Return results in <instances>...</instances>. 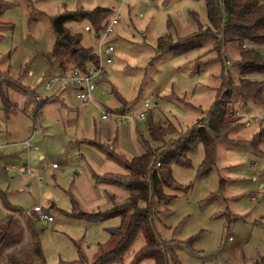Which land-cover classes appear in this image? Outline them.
Returning <instances> with one entry per match:
<instances>
[{"label": "rangeland", "instance_id": "1", "mask_svg": "<svg viewBox=\"0 0 264 264\" xmlns=\"http://www.w3.org/2000/svg\"><path fill=\"white\" fill-rule=\"evenodd\" d=\"M97 7L110 10L101 26L118 13V23L105 38L114 52L110 63L102 62L106 73L93 92L97 106L83 104L66 90L63 100L45 103L34 121L23 110L17 89L21 82L36 92L33 106L58 90H46L40 80L59 74L48 56L55 40L51 19L64 10ZM87 24L71 21L65 27L81 34V45L97 51L95 28L84 31ZM208 25L204 0H0V81L14 103L7 110L0 96V190L11 205L28 213L40 206L53 218L35 220L47 264L81 255L93 262L98 244L108 240L107 229L120 224L119 217L87 222L70 215L72 197L80 212L108 207L107 201L99 204L98 194L105 198V188L95 185L91 173L124 174L126 161L144 151L141 140L156 148L185 133L206 117L227 72L236 73L232 65L239 48L224 44L218 33L200 35ZM166 35L185 50L157 52L158 38ZM253 76L264 80V74ZM113 91L127 102L125 111H118ZM100 109L134 116L143 112L145 119L121 121L110 114L103 119ZM247 115L238 116L228 138L216 140L207 173L201 169V142L188 155V165H170L178 187L165 189L172 198L157 204L154 227L162 240L171 242L179 264H257L264 259V139L254 149L251 140L261 123L251 116L257 112ZM149 122L171 124L176 132L155 142ZM26 140L37 150L25 147ZM90 140L102 143L104 151ZM19 167L33 174H17ZM127 197L117 196V201L124 203ZM4 214L0 200V216ZM141 244V238L134 241L124 264Z\"/></svg>", "mask_w": 264, "mask_h": 264}, {"label": "trees", "instance_id": "2", "mask_svg": "<svg viewBox=\"0 0 264 264\" xmlns=\"http://www.w3.org/2000/svg\"><path fill=\"white\" fill-rule=\"evenodd\" d=\"M204 2L209 25L200 35L218 33L224 44H235L239 48L238 61L232 65L237 70L236 73L227 72L206 117L197 121L185 133L156 148L141 140L144 151L126 161L124 174L91 173L95 184H108L124 189L128 194L127 201L120 204L115 195L105 191L108 207L80 212L72 197L75 210L70 215L87 222L119 217L120 224L107 229L108 240L104 244H98L99 255L93 262L88 263L81 255L76 260L60 261L58 264H124V256L137 238H141L142 244L128 264H140L144 260H147V264H179L171 242L162 240L154 227L157 204H167L172 198L165 189L178 187L171 176L170 165H188V155L201 142L204 147L201 169L202 173H207L214 163L216 140L228 138V134L238 126L236 111L242 115L257 112L263 120L260 122L262 130L251 140L254 149L264 139V80L253 76L264 74V48H261L264 46V0ZM109 14V9L97 7L93 10H64L51 19L55 40L49 56L62 72L72 68L85 69L88 65L97 63L96 51L82 46L81 34L70 32L65 24L87 21L99 33L102 29L101 22ZM178 45L172 42L170 35L161 36L157 40L156 51L170 49L179 53L185 50ZM216 48L220 49L221 46ZM18 89L23 90L22 87ZM0 96L4 108L8 109L12 104L1 81ZM117 98L120 102L118 111H125L127 102L118 95ZM46 101L41 100L34 106L31 112L34 121ZM147 129L155 142L163 141L164 136L176 132L171 124L163 127L153 122L148 123ZM90 143L104 151L102 143L91 140ZM113 155L108 153L109 157ZM0 200L5 213L0 216V264H47L39 231L35 226L36 219L30 213L11 205L6 193L1 190ZM257 264H264V259Z\"/></svg>", "mask_w": 264, "mask_h": 264}, {"label": "built area", "instance_id": "3", "mask_svg": "<svg viewBox=\"0 0 264 264\" xmlns=\"http://www.w3.org/2000/svg\"><path fill=\"white\" fill-rule=\"evenodd\" d=\"M122 2L123 0H119ZM118 23V13L116 12L113 16H111L105 24L101 27L99 33L96 32L98 39V48L96 51L97 55V63L93 65H88L85 69H76L72 68L67 72L61 73H53L48 77L44 78L42 81V85L46 90H51L56 87L61 89L65 87H73L77 91V97L83 104L94 103L92 94L96 90L98 82L105 76L106 71L103 68L102 62L110 63L112 61V55L114 52L113 45L109 43H105V38L113 31V27ZM93 27L91 25H85L84 31H91ZM96 31V29H94ZM106 92H102L101 96H106ZM149 106L148 101L144 103V107L147 108ZM102 118L105 119L107 115H112L121 121H125L127 119L133 120L135 122L145 119V114L142 112L136 116L130 114H119L117 112H105L104 110H99ZM236 115L240 117H245L238 111H236ZM254 117L256 121H262L263 118L260 115H251ZM250 116V117H251ZM249 117V116H248ZM24 144L30 149L37 150L36 146H33L29 140L24 141ZM56 165L53 164L54 168ZM17 174L19 175H27L33 174V171L29 168L19 167L16 169ZM30 214L37 220H46L47 222L53 221V218L49 216L43 208L40 206H33L30 211Z\"/></svg>", "mask_w": 264, "mask_h": 264}, {"label": "crops", "instance_id": "4", "mask_svg": "<svg viewBox=\"0 0 264 264\" xmlns=\"http://www.w3.org/2000/svg\"><path fill=\"white\" fill-rule=\"evenodd\" d=\"M83 46V45H82ZM48 56H49V54H48ZM59 68V67H58ZM8 71H6V73H7ZM62 72V70H60L59 69V73H61ZM54 72H51L50 74H53ZM8 74V73H7ZM49 74V75H50ZM9 75V74H8ZM46 77H48V76H45L44 78H46ZM43 78V79H44ZM104 78V77H103ZM102 78V79H103ZM43 79H40L41 80V83H42V81H43ZM101 79V80H102ZM100 80V81H101ZM19 82V81H18ZM17 82V83H18ZM16 83V84H17ZM99 83V82H98ZM18 85H19V87H22L23 88V90H19V89H17V93L19 92L20 93V95L23 97V100H22V108H23V110L24 111H30V112H32V110H33V108H34V106H33V100H36V98L38 99V95L36 94V92L33 90V89H31L30 87H28L27 85H24V84H22L21 82H19L18 83ZM55 88V87H54ZM53 89V88H52ZM66 90H69V93H70V91L71 92H75V97H76V99H78V100H80L78 97H77V91H76V89H74L73 87H65V88H61V89H59L58 88V90H57V92L54 94V96H51L50 98H46V99H44V100H47L46 101V103L47 102H54V101H59V100H63L65 97L63 96V94H64V92L66 91ZM28 91H30L29 93H28ZM57 94H60L59 96L57 95ZM92 97H93V94H92ZM9 98V97H8ZM118 99V98H117ZM9 100H10V98H9ZM11 101V100H10ZM93 101H94V103H91V104H93L94 106H97L96 105V102L97 101H95V99L93 98ZM119 101V100H118ZM11 106H9V108H11L13 105H14V103L11 101ZM119 104H120V102H119ZM44 106V105H43ZM120 106V105H119ZM8 108V109H9ZM43 108V107H42ZM7 109V110H8ZM41 112H42V109H41ZM40 112V113H41ZM39 113V114H40ZM248 116V115H247ZM249 118V117H248ZM256 121V120H255ZM260 122V121H259ZM24 143V142H23ZM25 145V144H24ZM25 147H27L26 145H25ZM29 150H31V151H36V150H33V149H30L29 147H27ZM17 169V168H16ZM16 172V171H15ZM17 173V172H16ZM96 185V184H95ZM98 185H100V187H103V188H105V191H107L108 193H110V194H112V195H115L116 197L117 196H122V195H125V193H127L124 189H122V188H120V187H116V186H113V185H108V184H97L96 186H98ZM98 198H99V204H106V201H107V199H106V195H105V198H101L100 196H99V194H98ZM95 202V201H94ZM93 204H95V203H93ZM97 208H100V207H96V209ZM52 222V221H51Z\"/></svg>", "mask_w": 264, "mask_h": 264}]
</instances>
